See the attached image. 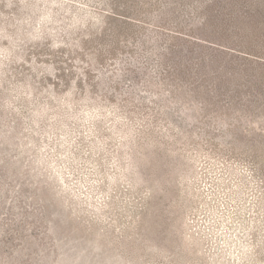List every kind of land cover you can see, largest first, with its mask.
<instances>
[{
  "label": "rangeland",
  "instance_id": "374dc122",
  "mask_svg": "<svg viewBox=\"0 0 264 264\" xmlns=\"http://www.w3.org/2000/svg\"><path fill=\"white\" fill-rule=\"evenodd\" d=\"M0 264H264V0H0Z\"/></svg>",
  "mask_w": 264,
  "mask_h": 264
},
{
  "label": "trees",
  "instance_id": "16d2710c",
  "mask_svg": "<svg viewBox=\"0 0 264 264\" xmlns=\"http://www.w3.org/2000/svg\"><path fill=\"white\" fill-rule=\"evenodd\" d=\"M217 46H219V45H217Z\"/></svg>",
  "mask_w": 264,
  "mask_h": 264
}]
</instances>
